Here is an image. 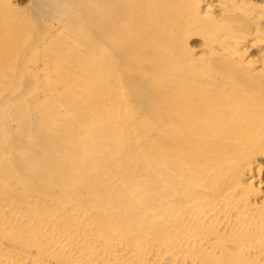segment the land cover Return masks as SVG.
I'll list each match as a JSON object with an SVG mask.
<instances>
[{
  "label": "bare ground",
  "instance_id": "6f19581e",
  "mask_svg": "<svg viewBox=\"0 0 264 264\" xmlns=\"http://www.w3.org/2000/svg\"><path fill=\"white\" fill-rule=\"evenodd\" d=\"M0 264H264V3L0 0Z\"/></svg>",
  "mask_w": 264,
  "mask_h": 264
},
{
  "label": "rangeland",
  "instance_id": "374dc122",
  "mask_svg": "<svg viewBox=\"0 0 264 264\" xmlns=\"http://www.w3.org/2000/svg\"><path fill=\"white\" fill-rule=\"evenodd\" d=\"M253 2H259V3H264V0H261V2H260V0H252ZM8 138V139H7ZM5 139L7 140L6 141V145L7 146H9V143H13V140L11 139V137L9 136V135H6L5 136ZM8 161L13 165V167L15 168L16 166H15V164H14V161L11 159V158H8Z\"/></svg>",
  "mask_w": 264,
  "mask_h": 264
}]
</instances>
